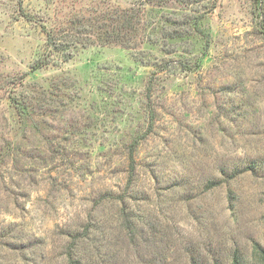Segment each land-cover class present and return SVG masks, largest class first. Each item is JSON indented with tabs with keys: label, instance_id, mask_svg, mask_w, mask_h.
I'll return each instance as SVG.
<instances>
[{
	"label": "rangeland",
	"instance_id": "374dc122",
	"mask_svg": "<svg viewBox=\"0 0 264 264\" xmlns=\"http://www.w3.org/2000/svg\"><path fill=\"white\" fill-rule=\"evenodd\" d=\"M74 260L264 264V0H0V264Z\"/></svg>",
	"mask_w": 264,
	"mask_h": 264
},
{
	"label": "trees",
	"instance_id": "16d2710c",
	"mask_svg": "<svg viewBox=\"0 0 264 264\" xmlns=\"http://www.w3.org/2000/svg\"><path fill=\"white\" fill-rule=\"evenodd\" d=\"M133 20H135L134 17L129 16L126 13H123L122 15H118L117 16L116 26L113 28V34L111 33V34L107 35V36H109V38H106L103 41L110 42V43H115V42H118L120 39H122L124 37H128L129 36V31L130 30L133 31V29L136 30L137 27L140 24V23H138V26H136V24L132 23ZM45 32H46V35H47L46 39H47V44H48L49 49H52V50H55V51H62V50L58 49V45L63 40L61 38H60L61 39L60 40L59 38L55 37L53 35V32L50 31V30H47V28H45ZM65 36H68V35H65ZM48 60H49V56L46 57V58L43 57V58L39 59L36 62L35 66H33V70H37V69L41 68L43 65L48 63ZM70 258H72V257H70ZM75 262L80 264L79 261H75Z\"/></svg>",
	"mask_w": 264,
	"mask_h": 264
}]
</instances>
